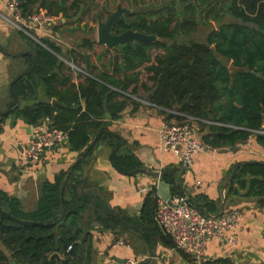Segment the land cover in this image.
<instances>
[{"label":"crops","instance_id":"0c3cea01","mask_svg":"<svg viewBox=\"0 0 264 264\" xmlns=\"http://www.w3.org/2000/svg\"><path fill=\"white\" fill-rule=\"evenodd\" d=\"M90 1L79 0L80 9L70 10L67 17L35 9L33 14L44 11L56 17L54 23L38 25L32 19L33 14L23 16L18 23L12 22L7 0H0V190L18 198L25 211H34L42 198L44 184L55 182L58 175L66 172L64 199H76L78 205L83 197L89 200L79 226L85 235L89 234L87 244L92 246L94 264L130 261L133 264H194L191 256L178 251L172 238L158 229L155 211L151 218L143 213L147 198L158 196L157 190L152 191L167 172L180 189L177 193L202 207L209 205L212 208H205L211 214L239 210L244 215L237 231L238 241L222 243L211 239L208 261L204 264H264V201L248 196L247 190L234 184L238 164L264 161V144L253 135L235 150L206 145L207 149L196 155L193 165L185 168L173 151L163 148L160 129L167 122H182L186 115L177 108H161L149 100V93L141 86L144 82L153 85L152 73L145 68L149 63L139 68L138 92L133 91L135 84L127 90L117 89L121 94L115 100L127 101L119 116L106 111L105 117L100 118L105 133L120 139L121 153H131L139 159L140 169L129 172L119 169L112 160L116 148L104 140L99 128L92 129L94 133L86 149H75L68 136L60 145L47 149L36 163L23 158V149L32 139L35 124L50 118L43 116L40 122H35L26 116L25 109L46 104L54 114L65 110L66 114L77 112L78 115L88 108V101L80 96V87L88 85L89 79L107 84L103 75L124 79L126 72L132 74V70L124 67L126 63L120 55L123 49H108L90 25L93 22L84 20L82 15L96 7V0ZM72 4L73 0H69L68 5ZM108 7L104 6L93 20L100 23L105 13L109 19L112 12ZM73 26L84 33H73ZM113 31L120 33L116 25ZM44 40L56 43L61 54ZM86 40L93 42L92 47L84 44ZM41 48L51 51L64 63L61 69L56 67L45 74L44 77H49L56 73L49 84L39 73L41 57L47 61L40 54ZM117 56L123 66L120 72H115ZM77 94L78 101H72L69 106ZM205 123H197V137L203 143L206 136L213 137L210 124L214 123ZM159 173L161 177L156 175ZM110 212L122 216L123 221L106 227L99 218Z\"/></svg>","mask_w":264,"mask_h":264},{"label":"trees","instance_id":"16d2710c","mask_svg":"<svg viewBox=\"0 0 264 264\" xmlns=\"http://www.w3.org/2000/svg\"><path fill=\"white\" fill-rule=\"evenodd\" d=\"M19 2L24 17L38 9L67 17L70 10L80 9L79 0H73L72 6L68 5L69 0ZM227 15L232 20L223 23ZM202 21L222 24L211 30L204 41L197 40L193 36ZM116 29L119 32L133 29L157 37L154 41L129 44L120 52L126 63L124 67L132 70V74L126 72L124 79L103 75L107 84L89 79L88 85L80 87V96L88 101V108L78 115L77 112L66 114L65 110L54 114L48 105L40 104L37 109H25L26 116L35 122L49 116L54 126L68 132L69 140L77 150L86 149L93 130L99 128L104 140L116 148L112 155L114 164L122 171H136L142 166L139 159L134 154L121 153L120 139L105 133L100 118L105 117L106 111L119 116L118 112L125 108L127 101L115 100L121 94L117 89L127 90L135 84L133 91L138 92L139 68L149 63L145 68L152 73L153 85L144 82L141 86L152 95V102L170 110L178 107L185 115L198 118V123L203 125L214 123L210 124L213 137L204 138L206 145L231 148L253 135L264 144V133L261 132L264 131V0H169L144 8L138 6L119 20ZM44 42L61 54L56 43ZM84 44L92 47L93 42L86 40ZM42 53L47 58L46 61L41 57V63H38L43 77L53 68L61 69L64 65L51 51L41 48ZM119 58L115 57V72H120L123 67ZM230 63L246 70H232ZM55 76L56 73L44 77V81L49 84ZM78 98V94L74 95L68 105ZM65 176L66 172H62L55 182L44 184L42 198L34 211H25L18 198L0 190V243L3 245H0V264H12V260L18 264H94L92 246L87 244L89 234L85 235L79 226L89 200L83 197L79 205L76 199L65 200ZM163 180L172 184V195L181 193H177L180 189L169 173L163 174ZM235 182L238 188L247 190L248 196L263 202L264 161L238 164ZM156 190L154 188L152 192ZM159 198L153 195L147 198L144 215L151 218L155 211L156 219ZM190 202L210 213L205 208H212L209 205L202 207ZM99 220L106 227H113L123 218L110 212ZM157 227L164 233L158 223ZM54 253H59L63 259L58 262L52 257Z\"/></svg>","mask_w":264,"mask_h":264},{"label":"built area","instance_id":"2783aa9c","mask_svg":"<svg viewBox=\"0 0 264 264\" xmlns=\"http://www.w3.org/2000/svg\"><path fill=\"white\" fill-rule=\"evenodd\" d=\"M7 10L12 22L18 23L23 19L19 0H7ZM32 19L38 25L56 21V17L47 15L44 11L33 14ZM175 113L185 116L179 111ZM47 119V122L42 121L35 126L31 141L23 149V158L27 162H38L47 149L68 139L67 131L54 126L53 121ZM198 122V118L186 115L182 122H167L160 129L163 148L173 151L185 168H190L196 155L207 149L206 144L197 137ZM243 219L244 215L239 210L220 215L205 213L183 194H175L168 200L159 198L156 213L158 225L165 234L171 236L176 249L191 256L196 264L208 261V242L211 239L222 243H236L239 239L237 231Z\"/></svg>","mask_w":264,"mask_h":264},{"label":"water","instance_id":"95a60500","mask_svg":"<svg viewBox=\"0 0 264 264\" xmlns=\"http://www.w3.org/2000/svg\"><path fill=\"white\" fill-rule=\"evenodd\" d=\"M126 9H121V7L118 5V9L116 12H114L110 18L105 21V22H100L99 23V28H98V36H99V41L104 43L108 49H119L122 50L123 47L127 46L128 44L135 45L136 42L138 41H145V40H156V35L154 34H147L144 32L136 31L133 29H128L120 33H116L113 31L115 25L118 23V21L122 18L123 13H129L128 10ZM230 68L237 69L239 71H244L246 70L245 68H235L233 65L230 66ZM258 76H260L259 73H257ZM149 100H152V95H150ZM177 109H179L177 107ZM39 123L35 124L37 126ZM238 147H232V150L237 149ZM224 151H227L228 149H223ZM223 151V152H224ZM156 175H162V173L156 174ZM157 192L158 196L164 200H168L172 196V184L160 179L157 182ZM52 257H56L58 259V262H60L63 258L59 253H54ZM12 264H18L16 260H12Z\"/></svg>","mask_w":264,"mask_h":264},{"label":"rangeland","instance_id":"374dc122","mask_svg":"<svg viewBox=\"0 0 264 264\" xmlns=\"http://www.w3.org/2000/svg\"><path fill=\"white\" fill-rule=\"evenodd\" d=\"M90 0H88L89 2ZM132 4L130 3V0H127V1H124V0H96L95 1V8H92L88 11V13L86 14H83L82 16H84V20H86L87 22H93L92 24V27H93V30H96V32H98V28H99V23L98 22H95L93 20L94 16L99 14V13H102L101 11L104 9L103 7L108 5V10L110 12H112V14L114 12L117 11L118 9V5L121 7V9H126L129 11V13H131L133 11V9L135 7H142L144 8V6H147V5H150V4H154V5H158V4H162V3H166L167 1L169 0H132ZM87 2V3H88ZM91 2V1H90ZM89 2V3H90ZM118 3V4H117ZM124 10V12L126 11ZM127 13H123V15L125 16ZM122 15V16H123ZM123 16V17H124ZM80 18V17H79ZM108 19V15L107 13L104 14L103 16V19L101 20L102 22H105L106 20ZM83 20V19H82ZM232 20V17L230 15H227L224 20H223V23L225 21H230ZM100 21V22H101ZM89 24V23H88ZM222 24V22H217V21H213V22H210V23H203L202 21V24L200 25V28L198 30V32L193 36V38L197 39V40H205L206 36L208 35V33L215 29V28H218L220 25ZM74 28L73 33H84V30H81L80 28L76 27V26H73L72 29ZM105 45V44H104ZM230 66H231V63H230ZM232 148V147H231Z\"/></svg>","mask_w":264,"mask_h":264}]
</instances>
